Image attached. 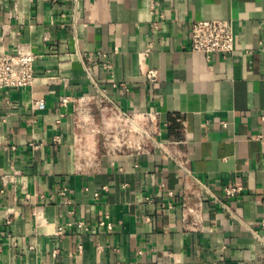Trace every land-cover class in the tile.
<instances>
[{"label":"crops","instance_id":"0c3cea01","mask_svg":"<svg viewBox=\"0 0 264 264\" xmlns=\"http://www.w3.org/2000/svg\"><path fill=\"white\" fill-rule=\"evenodd\" d=\"M215 19L231 56L190 50ZM23 44L40 57L33 87L0 91V264H264V0H0V53ZM103 94L158 113L162 146L108 153Z\"/></svg>","mask_w":264,"mask_h":264},{"label":"built area","instance_id":"2783aa9c","mask_svg":"<svg viewBox=\"0 0 264 264\" xmlns=\"http://www.w3.org/2000/svg\"><path fill=\"white\" fill-rule=\"evenodd\" d=\"M191 41L190 50L202 53L207 58L213 56H231L236 50V36L232 20H195L189 26ZM151 48H147L145 55L149 56ZM28 44L20 45L14 54L0 53V91L11 89H26L35 85L37 74L36 64L39 60ZM106 67L112 65L107 62ZM87 71L88 68H86ZM149 83L158 81L157 70L147 71ZM68 98L63 100V104ZM105 129L102 131L103 142L108 153L146 152L150 142L162 146L154 139L159 133V114L155 112L130 113L113 104L103 94L98 99ZM40 108H44L43 100L37 101ZM83 112V111H82ZM86 113V112H85ZM184 169V166L180 164ZM242 191L239 186L227 187L226 196L233 198ZM172 208V205L169 206ZM105 225V222H102ZM79 227H85L79 223ZM59 264V263H53Z\"/></svg>","mask_w":264,"mask_h":264}]
</instances>
